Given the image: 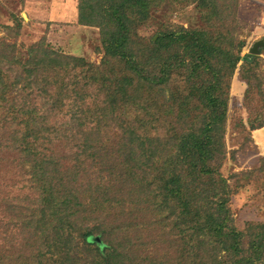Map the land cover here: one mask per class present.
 Masks as SVG:
<instances>
[{
    "label": "trees",
    "instance_id": "obj_1",
    "mask_svg": "<svg viewBox=\"0 0 264 264\" xmlns=\"http://www.w3.org/2000/svg\"><path fill=\"white\" fill-rule=\"evenodd\" d=\"M163 1L79 0L98 64L0 42V171H27L32 190L0 200V264H77L61 259L70 246L110 264H264V220L235 229L222 173L232 81L261 50L243 54L239 0H189L192 28L154 19Z\"/></svg>",
    "mask_w": 264,
    "mask_h": 264
},
{
    "label": "rangeland",
    "instance_id": "obj_2",
    "mask_svg": "<svg viewBox=\"0 0 264 264\" xmlns=\"http://www.w3.org/2000/svg\"><path fill=\"white\" fill-rule=\"evenodd\" d=\"M78 10L79 0H0V42L17 43L26 50L46 40L48 46L57 51L98 64L103 54L99 52L100 31L96 27L79 24ZM237 12L242 26L239 37L246 42L243 54H250L256 42L264 41V0H239ZM152 17L170 28L202 25L196 2L189 0H164L152 9ZM260 50L261 58L253 73L244 71L252 74L254 84L249 87L243 80L244 63H240L232 81L229 102L228 156L222 173L232 189L230 207L234 227L239 231L244 230L248 222L264 220V48ZM120 113L123 117L135 119L142 116L143 109L137 105H123ZM30 194L27 171L15 172L7 167L0 171V200L7 197L22 199ZM4 214L5 225L1 227L5 230L3 244L9 250L13 229L9 212ZM136 219L141 222L139 216L127 217L129 223H133V231L137 230L134 228ZM151 232L154 231L145 233ZM107 239L104 236L105 242ZM15 244L17 241L12 246ZM112 245L114 247L115 242ZM63 252L61 259L72 263L110 264L103 256L97 255L94 246L89 247L85 254H79L72 246Z\"/></svg>",
    "mask_w": 264,
    "mask_h": 264
},
{
    "label": "water",
    "instance_id": "obj_3",
    "mask_svg": "<svg viewBox=\"0 0 264 264\" xmlns=\"http://www.w3.org/2000/svg\"><path fill=\"white\" fill-rule=\"evenodd\" d=\"M261 47H264V41H258V42H256L254 45H253V47L251 48V50H250V52L252 53V54H258L259 52H260V48ZM91 241L92 242H95V241H100V238H98V237H93V238H91Z\"/></svg>",
    "mask_w": 264,
    "mask_h": 264
}]
</instances>
